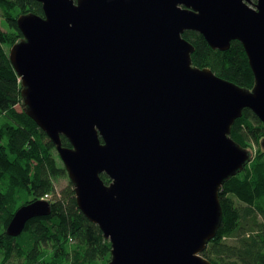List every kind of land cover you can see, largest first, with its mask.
<instances>
[{
	"label": "water",
	"instance_id": "95a60500",
	"mask_svg": "<svg viewBox=\"0 0 264 264\" xmlns=\"http://www.w3.org/2000/svg\"><path fill=\"white\" fill-rule=\"evenodd\" d=\"M38 1L44 15L17 18L9 58L78 207L111 242L108 264H213L202 253L222 223L220 189L252 159L232 126L245 108L264 122V0ZM187 30L213 49L239 40L253 88L195 66ZM51 210L20 206L7 234Z\"/></svg>",
	"mask_w": 264,
	"mask_h": 264
},
{
	"label": "trees",
	"instance_id": "16d2710c",
	"mask_svg": "<svg viewBox=\"0 0 264 264\" xmlns=\"http://www.w3.org/2000/svg\"><path fill=\"white\" fill-rule=\"evenodd\" d=\"M255 3L256 0H253ZM0 8L13 32L0 29V261L6 264H86L111 258V242L77 205L72 186L51 201L48 216L30 219L18 236L6 228L16 210L27 203L56 195L54 177L62 171L54 143L27 114L22 84L9 58V47L22 36L17 16L34 12L43 16L38 0H0ZM183 36L195 47V66L209 67L217 75L252 89L254 75L242 43L233 40L227 50L213 49L193 30ZM21 106V110L16 108ZM230 136L243 147L257 145L253 160L220 190L222 223L202 255L213 264H264V123L245 108ZM65 146H71L62 136ZM58 155V156H57ZM106 183L111 179L102 174ZM65 191V190H64ZM76 243V245L73 244ZM49 250L53 252L48 257Z\"/></svg>",
	"mask_w": 264,
	"mask_h": 264
},
{
	"label": "rangeland",
	"instance_id": "374dc122",
	"mask_svg": "<svg viewBox=\"0 0 264 264\" xmlns=\"http://www.w3.org/2000/svg\"><path fill=\"white\" fill-rule=\"evenodd\" d=\"M22 14H24V13H22ZM20 15L21 14H19V16ZM19 16H17V18ZM17 18H16V20H17ZM0 29L2 31L6 32V33H9L11 31L13 32V30L11 29V26H10L8 20H7V17L4 15V12L1 10V8H0ZM21 38H23V35L21 37L17 38V41L15 43H17L18 41H20ZM13 45L12 44L10 45V47H9L10 50H11V48H12ZM10 50H9V53H10ZM16 108L18 110H21V106L20 105H17ZM260 147L264 151V148L262 147L261 143H260ZM248 149L252 152V155H255L256 154L257 145L255 143H253V142H250V146L248 147ZM57 154L59 155L58 151H57ZM58 157H59L58 158V164L62 168V171L60 172V174H58L56 177H54L56 195L55 196H53V195H45V198L49 202L53 201L55 198L63 197V195L66 193V188H68L69 186H72L73 187V183L71 182V179L69 177L68 171L65 168L64 161L61 159L60 155ZM73 244L76 245V243H74V242H73ZM52 255H53V252H51L49 250L48 257L50 259L52 258ZM4 261H5V259H3V261H0V264H6ZM108 262L106 260H104V259H97V260H95L94 262H91V263H87L86 262V264H108ZM64 264H72V263H70L67 260H65V263Z\"/></svg>",
	"mask_w": 264,
	"mask_h": 264
},
{
	"label": "bare ground",
	"instance_id": "6f19581e",
	"mask_svg": "<svg viewBox=\"0 0 264 264\" xmlns=\"http://www.w3.org/2000/svg\"><path fill=\"white\" fill-rule=\"evenodd\" d=\"M40 3H41V2H40ZM41 4H42V3H41ZM42 7H43V6H42ZM43 12H44V11H43ZM43 15H44V14H43ZM191 56H192V55H191ZM243 111H244V110H243ZM263 123H264V122H263ZM47 136H48V135H47ZM49 139H50V138H49ZM50 140H51V139H50ZM263 140H264V138H262L261 141H260L261 145H262V141H263ZM51 141H52V140H51ZM52 142H53V141H52ZM62 142H63V141H62ZM69 142H70V141H69ZM54 145H55V144H54ZM63 145H64V144H63ZM64 146H65V145H64ZM55 147H56V145H55ZM242 147H243V146H242ZM262 147H263V145H262ZM244 148L248 149V147H244ZM263 148H264V147H263ZM56 150H57V148H56ZM248 150H249V149H248ZM249 151H250V150H249ZM250 153H251V158H252L251 161H252L255 155H252V152H251V151H250ZM251 161H250V162H251ZM250 162H249V163H250ZM247 164H248V163H247ZM247 164H246V165H247ZM246 165H245V167H246ZM245 167H244V168H245ZM240 172H241V171H240ZM237 174H238V173H237ZM237 174H236V175H237ZM232 177H233V176H232ZM228 180H229V179H228ZM224 184H225V183H224ZM222 187H223V186H222ZM220 190H221V189H220Z\"/></svg>",
	"mask_w": 264,
	"mask_h": 264
}]
</instances>
